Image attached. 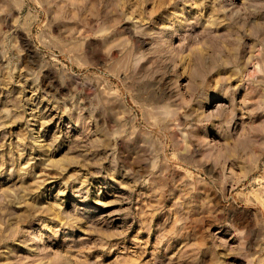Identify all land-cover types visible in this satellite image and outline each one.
I'll use <instances>...</instances> for the list:
<instances>
[{"label": "rangeland", "instance_id": "rangeland-1", "mask_svg": "<svg viewBox=\"0 0 264 264\" xmlns=\"http://www.w3.org/2000/svg\"><path fill=\"white\" fill-rule=\"evenodd\" d=\"M0 264H264V0H0Z\"/></svg>", "mask_w": 264, "mask_h": 264}, {"label": "bare ground", "instance_id": "bare-ground-1", "mask_svg": "<svg viewBox=\"0 0 264 264\" xmlns=\"http://www.w3.org/2000/svg\"><path fill=\"white\" fill-rule=\"evenodd\" d=\"M32 112V111H31Z\"/></svg>", "mask_w": 264, "mask_h": 264}]
</instances>
